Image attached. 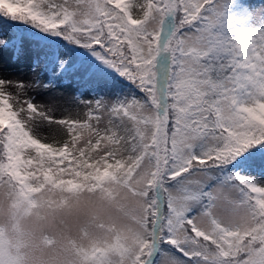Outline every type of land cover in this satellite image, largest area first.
Masks as SVG:
<instances>
[{"label": "snow or ice", "instance_id": "6c2138e0", "mask_svg": "<svg viewBox=\"0 0 264 264\" xmlns=\"http://www.w3.org/2000/svg\"><path fill=\"white\" fill-rule=\"evenodd\" d=\"M0 264H264V0H0Z\"/></svg>", "mask_w": 264, "mask_h": 264}, {"label": "clouds", "instance_id": "9594fccd", "mask_svg": "<svg viewBox=\"0 0 264 264\" xmlns=\"http://www.w3.org/2000/svg\"><path fill=\"white\" fill-rule=\"evenodd\" d=\"M90 214H91V209L90 208H86L82 212L74 214L72 217L69 218V223L72 226V234L73 235L77 234V229L80 226L89 224V216H90ZM106 220H107V217H101L100 220L97 221V223H99L101 221H106ZM50 231L53 234L58 233V229L57 228H52V229H50Z\"/></svg>", "mask_w": 264, "mask_h": 264}, {"label": "rangeland", "instance_id": "374dc122", "mask_svg": "<svg viewBox=\"0 0 264 264\" xmlns=\"http://www.w3.org/2000/svg\"><path fill=\"white\" fill-rule=\"evenodd\" d=\"M7 75H8L9 78H20V79L26 78V77H23V76H19L17 74V71H16L15 67L10 68L8 70ZM48 103H49V101L46 98L37 97L36 104L38 106L45 105V104H48ZM68 115H69L68 112H56V113H54V116L56 118L67 117ZM72 116L75 117V112L72 113Z\"/></svg>", "mask_w": 264, "mask_h": 264}]
</instances>
